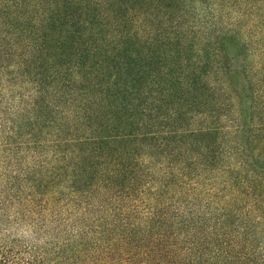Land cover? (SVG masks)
<instances>
[{
  "label": "trees",
  "instance_id": "1",
  "mask_svg": "<svg viewBox=\"0 0 264 264\" xmlns=\"http://www.w3.org/2000/svg\"><path fill=\"white\" fill-rule=\"evenodd\" d=\"M0 264H264V0H0Z\"/></svg>",
  "mask_w": 264,
  "mask_h": 264
}]
</instances>
